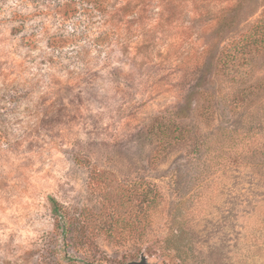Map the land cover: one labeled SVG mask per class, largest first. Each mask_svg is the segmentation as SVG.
I'll return each instance as SVG.
<instances>
[{
	"label": "rangeland",
	"instance_id": "1",
	"mask_svg": "<svg viewBox=\"0 0 264 264\" xmlns=\"http://www.w3.org/2000/svg\"><path fill=\"white\" fill-rule=\"evenodd\" d=\"M91 1L0 0V264H264V0Z\"/></svg>",
	"mask_w": 264,
	"mask_h": 264
},
{
	"label": "trees",
	"instance_id": "2",
	"mask_svg": "<svg viewBox=\"0 0 264 264\" xmlns=\"http://www.w3.org/2000/svg\"><path fill=\"white\" fill-rule=\"evenodd\" d=\"M82 1H84L86 3L92 2L91 0H82ZM99 1L100 0H96V2H98V3H99ZM49 202H50V206H51L52 216L55 217V220H57V225L60 223L62 225H64L65 227L67 226V224L70 225L71 221H72L70 215L67 212H64L63 210H61L55 200L49 199ZM72 223H73V221H72Z\"/></svg>",
	"mask_w": 264,
	"mask_h": 264
}]
</instances>
